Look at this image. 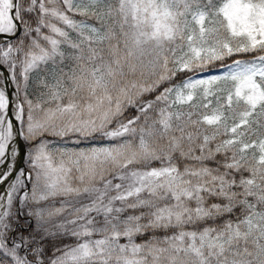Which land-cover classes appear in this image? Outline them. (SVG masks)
<instances>
[{
  "label": "snow or ice",
  "instance_id": "snow-or-ice-1",
  "mask_svg": "<svg viewBox=\"0 0 264 264\" xmlns=\"http://www.w3.org/2000/svg\"><path fill=\"white\" fill-rule=\"evenodd\" d=\"M0 264H264V0H0Z\"/></svg>",
  "mask_w": 264,
  "mask_h": 264
}]
</instances>
